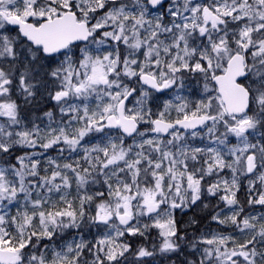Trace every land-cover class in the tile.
<instances>
[{
  "label": "snow or ice",
  "instance_id": "6c2138e0",
  "mask_svg": "<svg viewBox=\"0 0 264 264\" xmlns=\"http://www.w3.org/2000/svg\"><path fill=\"white\" fill-rule=\"evenodd\" d=\"M0 264H264V0H0Z\"/></svg>",
  "mask_w": 264,
  "mask_h": 264
}]
</instances>
